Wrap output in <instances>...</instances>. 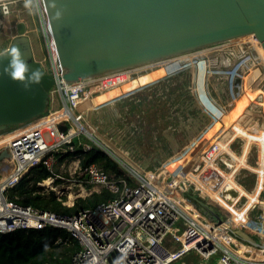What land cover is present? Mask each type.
I'll list each match as a JSON object with an SVG mask.
<instances>
[{"label": "built area", "instance_id": "2783aa9c", "mask_svg": "<svg viewBox=\"0 0 264 264\" xmlns=\"http://www.w3.org/2000/svg\"><path fill=\"white\" fill-rule=\"evenodd\" d=\"M33 3L41 23L47 51L45 60L41 63L43 65L45 62L46 65H43L45 71L57 78L53 94L58 95L62 106L59 110H52L36 120L0 133V151L7 149L12 166L11 171L0 179V233L28 232L32 229L66 230L81 244V249L73 256L71 264H174L193 251L202 256L201 264H208L211 259L214 264H264L263 258L251 260L239 255L236 241L240 244L241 242L233 237L228 231L230 225L226 224L232 223L230 221L232 213L218 203L221 200L207 199L225 215L223 225L228 230L223 228L229 234L228 242L218 234L222 226L203 219L176 195L178 191L186 193L192 190L196 196L204 199L205 187L206 190L218 193L224 191L223 200L230 202L224 195L231 197L228 191L219 189L222 182L219 183L220 175L217 171L219 168L228 173L229 168L235 165L229 164L230 155L228 156L221 148V143L230 142V149L240 154L247 142L245 137L235 136L230 127H215L219 119H215L200 96L191 94L196 106L191 128L196 134L186 140L183 144L186 146H179L181 149H176L168 159L175 165L183 163L182 174L177 173L176 169L159 170L167 159L159 167L146 169L141 161L136 160L138 155L135 150L136 140L129 135L131 130L123 134L118 127H112V124L107 123L99 124L95 120L99 112L109 110L119 98L129 97L150 84H156L161 79L181 73L184 67L194 68L199 56L193 58L192 62L185 63L179 70L127 91L120 95L121 97L118 96L119 98L94 105L93 100L96 96L122 88L140 75L153 73L161 69L164 63L157 65L152 62L96 78L66 82L51 26L49 25L50 29L48 27L44 0H33ZM3 9L8 10L7 3L3 5ZM224 45L203 49L202 51H210L202 58L207 61L209 67H215L210 65L211 60H216V66H220L224 61L226 68L223 70L227 72L237 63L238 76L235 75L230 82V76L223 75L222 81L219 82L213 81L215 78L211 79L212 74H208L205 78L207 81L205 94L223 114L228 113L247 89L246 76L257 69L261 73L258 87L262 93L237 117V123L247 129L253 126L260 129L261 126L264 127V121L260 117L264 113V54L257 43L250 41L236 45L227 44L226 47ZM194 78L190 79V85H195ZM227 82L229 86L226 88ZM110 102L112 104L107 109ZM61 111L65 115H55ZM117 117L122 120V116L117 114ZM61 126H65L66 129L61 130ZM213 130L217 131L216 134H211ZM237 138L241 141L236 142ZM257 145L255 144L252 149L258 147ZM95 146L120 164L122 174L119 180L113 179L111 174L96 163L84 168L80 166V159ZM186 148L188 151H184ZM252 149L250 148L247 153V162ZM67 153L77 154L80 159L78 163L73 162L76 164L74 168L71 169L70 165L68 170L61 171L60 159ZM38 166H44L49 173L48 178L37 183L38 187L43 193L54 192L59 200L65 194H69L72 201L68 206H73L76 199L88 191L92 194L108 189L117 194V197L75 215L56 214L30 205H21L11 199L8 191ZM254 168L252 170L258 172ZM186 173L198 177L196 187L192 188L190 183L188 186L189 178ZM172 174L175 176H171ZM250 174L252 173L249 171L247 176ZM257 174L253 190L249 191L240 183L252 194L259 185L260 173ZM169 177L171 179H168ZM236 201L237 208L244 207L239 206V201ZM64 203L66 204V201ZM256 211L258 214H254ZM261 220L264 222V181L257 200L252 202L248 210L247 222L238 223L237 226L252 227L258 234L256 236L264 242V225ZM216 259L219 263L215 261Z\"/></svg>", "mask_w": 264, "mask_h": 264}, {"label": "water", "instance_id": "95a60500", "mask_svg": "<svg viewBox=\"0 0 264 264\" xmlns=\"http://www.w3.org/2000/svg\"><path fill=\"white\" fill-rule=\"evenodd\" d=\"M44 4L66 82L171 59L251 33L264 48V0H44ZM56 85L57 78L35 57L27 25L20 21L16 37L0 53V133L45 115ZM260 117L264 121V113ZM142 157L147 169L164 162L167 154L153 165L150 157ZM11 169V156L3 149L0 179ZM237 192L233 187L228 190L231 198ZM176 195L203 219L228 230L225 215L213 203L191 192ZM228 231L262 255L264 242L255 234L243 227L230 226Z\"/></svg>", "mask_w": 264, "mask_h": 264}, {"label": "rangeland", "instance_id": "374dc122", "mask_svg": "<svg viewBox=\"0 0 264 264\" xmlns=\"http://www.w3.org/2000/svg\"><path fill=\"white\" fill-rule=\"evenodd\" d=\"M7 3V6H8V10L5 11L3 9V5ZM20 21H23L25 22V24L27 25V34L32 42V47H33V51H34V55L35 57L39 60V61H44L45 60V55H46V47H45V43H44V36H43V30H42V27H41V23H40V20H39V17H38V14H37V11L35 9V6H34V3H33V0H0V53L2 51H4L8 46L9 44L12 42V40L16 37L15 35H17V24L20 22ZM48 26H49V23H48ZM241 44V43H240ZM236 45V44H235ZM193 61V58H189L187 60H184L182 61V63L185 65V63H189V62H192ZM179 64L177 63L174 68H170V67H167V68H164L163 71L159 74H151V75H140L138 76L137 78L134 79V81H131L130 83L124 85L122 88H117L116 90L118 91H114V90H111L107 93H102L98 96L95 97V99L93 100V103L94 105H99L105 101H108L109 99H112L116 96H120L122 95L123 93L127 92V91H131L139 86H142V85H146L156 79H159L169 73H172L176 70H179L183 67V64ZM216 60H211L210 62V65H215V67H209L207 61H205V59H201L199 60V62H197L195 64V67L194 68H191V67H184V71L187 72L188 76L191 77V79L194 78V81H195V85H190V87L188 88V91L190 94H193V95H198L201 97L202 99V102L204 103V105L207 107V109L212 113V115L215 117L217 121V124L215 125V127L217 126L218 128H221V127H230L233 129V120L236 118L237 120V117L239 115H241V113L248 107V105L253 102V101H256V98L258 97V95L261 92V90L259 89L258 87V84H259V80L260 79L259 77H261V73L259 71L254 70V71H251L247 76H246V84H247V89L245 91V93L239 98L236 100V105L232 108L231 111H229L228 113H225L223 114L220 109L212 102L210 101L207 96H206V86H205V83L207 82L205 80V78L208 76V74H212L211 76V79L213 77V79L215 78V80L213 81H222L223 79V75H229L230 76V82H232V79L234 78V76H238L236 74V71H237V67L239 66V64L236 63V65H232L231 66V70L229 72L223 70V68H226L225 64H224V61L222 62V64L220 66H216ZM43 65L45 66L46 63L44 62ZM229 68V67H228ZM184 71H182L180 74H183ZM175 77L178 76L177 74L174 75ZM173 76V77H174ZM171 77V78H173ZM162 83V82H161ZM190 83H191V80H190ZM166 85L168 84H161L160 86H158L157 89H161L163 87H165ZM225 86L226 88L229 86V83H225ZM182 89V87L179 88V86L177 85V90L180 91ZM174 91V90H172ZM172 91L169 92L168 95H166L164 92H160V94L166 98L165 100H163L162 102L161 101H157L156 97L155 96V102L158 103L155 108L157 109H162V107L164 106V108L168 109V108H172L174 107L173 106V98L174 96L172 95ZM114 93V92H117L116 96L115 95H110V93ZM56 98L55 95L53 94V99ZM53 101V100H52ZM52 101H51V105L49 106V112L52 111V106L54 107V109H60V105H59V102H54L52 104ZM153 103V102H151ZM166 109V111H168ZM124 110V109H123ZM146 112H145V117L143 120L140 119L141 116H139V119L134 117L135 116V112L138 111L135 109L133 110H128L127 113L129 114V118H134L132 120V122H138L136 127H135V130L133 129V133L134 134H129L130 136L134 137L135 140H136V146H135V150L137 151V154L136 155V160L138 161H141V163L144 165L145 161H144V158L142 157V154L146 157H150L149 155L146 154V152L144 151V147H145V144H147V147L146 149L148 151H153L155 150L154 149V145H153V138L156 136H164V134H166L167 136H171V132L170 133H165V130L169 128L168 125L171 124V126H174V121H173V125L172 123L170 122H166V123H163V124H154L156 122H153L154 120V114L152 112V110L147 107L146 109H144ZM163 110V109H162ZM130 112V113H129ZM46 113V114H47ZM122 113V111L120 112ZM230 113V115H229ZM122 115V114H121ZM124 118H127V116L125 115H122ZM133 116V117H132ZM157 118V117H156ZM175 123H176V126H177V118L175 119ZM222 125V126H221ZM237 127L236 128H241L239 129L238 131H232L233 134L235 136H243L247 139V137L245 136V134L248 135L249 138H254L255 136V132L258 130V131H261L263 129V133H264V127L261 126L260 129H257L255 128L254 126L251 128L249 127V129H247V127H242L241 125H236ZM235 128V129H236ZM171 129V127H170ZM234 130V129H233ZM159 131V132H158ZM220 131V130H218ZM217 131H211V134L215 133L216 134ZM173 133H176L173 132ZM261 133V136L257 141V140H248L247 139V142L246 144L249 145V147L247 146L246 147V144L244 145V147L242 148V152L240 154H236L234 151H232L230 149V145L229 143L230 142H224L226 144V152L228 153V156L230 155V161H229V164L232 166V165H235L237 163L238 160H240V157L243 155V153L247 156V153L249 152V149L253 146H255V144H258L257 146L258 147H254L252 150H251V155L248 156V160L249 162H247V166L248 168L245 167V169H243L244 166H241L238 168L237 170V167H232L231 169L229 168L228 170V173H226L225 171L221 170V169H218V173H219V177H220V180L222 181L221 185H225L227 184V181H230L231 182V179L233 176H235L236 178V181H233L232 180V183L234 185L233 188H237L239 185H241L240 183L241 182V179L243 178V176H247V174H249V171L252 173V174H256V178H258V172H255L252 170V168H254L253 166L258 164L259 162V157H261L262 155H264V134ZM196 133H192L190 131L187 132V135L189 136H194ZM173 136L175 134H172ZM240 140V139H236V142ZM228 141V140H227ZM241 141V140H240ZM183 146H186V145H183ZM236 146V145H235ZM170 147V146H169ZM236 148V147H235ZM234 148V149H235ZM180 150L181 148L178 147V148H175L174 147V150H171V148L169 149H166L163 150V152H165V154H167V160L168 158L170 157L169 156V152H174L175 150ZM140 150L142 151V153H140ZM184 151H188V149H184ZM171 153V154H172ZM259 153H260V156H259ZM126 155V154H125ZM169 156V157H168ZM190 156V154H189ZM79 158V155L77 154H65L64 157H62V160L60 162V169L61 171H64V170H68L69 169V166L71 165H74L73 162H79L78 161ZM81 160V159H80ZM159 159H157V162H158ZM247 160V159H246ZM264 162V160H262ZM163 163V162H162ZM161 163V164H162ZM165 163V162H164ZM249 163L253 164L252 166L249 165ZM161 164H158L157 167H159ZM214 164V163H213ZM212 164V165H213ZM164 165V164H163ZM181 166H183V163H180ZM259 165V164H258ZM258 165L254 168V169H258ZM214 166V165H213ZM263 168H264V165H263ZM237 172H236V170ZM263 171V169H262ZM264 173V171H263ZM112 178L113 179H117L119 180L120 179V176H117L116 174L112 173L111 174ZM171 176H175V175H171ZM168 179H171V177H169ZM263 181H264V178H263ZM263 181L261 183H259L255 193H251V192H248L247 190H245L244 188H241V189H236L238 192V196L237 198H231L229 195H226L225 194V198L229 201L232 199V201L230 202V204H233V206L236 207V204H235V201H239V206H243L244 205V212H247L250 208V196L252 197H255L257 198L259 196V192L260 190L263 189ZM228 182V183H230ZM222 185V186H223ZM261 185V187H260ZM227 187H225V191ZM255 187H252L251 190H253ZM221 190H223V188H221ZM249 190V191H251ZM95 190H93L94 192ZM192 194L196 195V193L192 190H189ZM90 191L87 192H84L81 194V196L79 197H88L91 193H89ZM224 192V191H223ZM253 192V191H252ZM244 193V195L246 194V196L244 197V195H242ZM252 194V195H251ZM257 194V195H256ZM63 197H66L67 200H66V204L69 205V203H71V199L72 197L69 195V194H65ZM236 201V202H237ZM249 206V207H248ZM237 208V207H236ZM238 211L241 209L237 208ZM239 213H242V211H239ZM258 214V212H254V214ZM245 214V213H244ZM242 216V215H241ZM227 222V221H226ZM261 223L264 225V222L263 220H261ZM226 224H229L232 228H237V227H240V226H237V225H234L233 223H230V222H227ZM261 224V225H262ZM237 226V227H236ZM245 228L253 231V228L247 225H243ZM220 232V235L222 236V238L228 242V239L226 237V235L221 232ZM254 232V231H253ZM255 235L257 234V232H254ZM258 235V234H257ZM234 237V236H233ZM235 238V237H234ZM236 239V238H235ZM239 245V242L236 241ZM237 252L239 253V255L241 257H245L246 259H251L253 257H249V255H246V254H243V251H240V249H237ZM202 263V256L198 253H196L195 251L189 253L188 255H186L184 258H182L181 260L175 262L174 264H201ZM208 264H214L213 263V259H211V261L208 263Z\"/></svg>", "mask_w": 264, "mask_h": 264}, {"label": "trees", "instance_id": "16d2710c", "mask_svg": "<svg viewBox=\"0 0 264 264\" xmlns=\"http://www.w3.org/2000/svg\"><path fill=\"white\" fill-rule=\"evenodd\" d=\"M81 152V149L79 150ZM62 160V159H60ZM98 164L105 172L121 176L122 168L97 146L84 154L80 166ZM44 166L32 169L15 187L8 191V196L21 205H30L61 215H75L84 209L96 207L117 197L108 189L94 192L88 197H79L73 206H68L56 195L43 193L37 183L48 178ZM246 189L251 190L256 182V175L250 174L241 179ZM81 249L79 240L68 231L61 229L29 230L28 232L0 233V264H71L73 256ZM254 252V250H253ZM256 260L254 255H249Z\"/></svg>", "mask_w": 264, "mask_h": 264}, {"label": "crops", "instance_id": "0c3cea01", "mask_svg": "<svg viewBox=\"0 0 264 264\" xmlns=\"http://www.w3.org/2000/svg\"><path fill=\"white\" fill-rule=\"evenodd\" d=\"M177 75L178 76L176 77L170 76L161 79L156 84H150L147 87L137 91L135 94L129 97H123V98H119L121 96L114 97L115 99L119 98L118 102L115 105L111 106L109 110L101 113L99 112L97 117L95 118V120L99 124L107 123L109 125L112 124V127L114 126L118 127V130L120 132L122 131L123 134H127L128 130L129 131L131 130L129 134H132V129L135 130L137 123H139L138 121L135 124V122H132L134 118H129L128 116L129 114L127 113L129 109L133 110L136 108V110L138 111L135 112L134 117L139 119V116H141L140 119L143 120L146 112L144 109L149 107L154 114L153 122H156L154 123L156 125L163 124L166 122H170L173 125V121H174V126H171L170 124L168 125L169 128L165 130V133L171 132L172 134H175L174 136L172 134L171 136L170 135L167 136L166 134H164V136H158V137L155 136L153 138V145L155 150L153 151H148L146 149L147 144H145L144 151L146 152L147 155L150 156V162L152 163L151 165L155 164L154 161L156 160V158L158 157L161 158L164 156L165 152H163V150L166 151V149L172 147L178 148L183 143V141L191 137L187 135V132L190 131L193 133V130L191 128L193 122L192 117L196 115V106L192 100L191 94L188 91L191 77L188 76L187 72H184L183 74L178 73ZM161 84H168V85H166L161 89H157L158 86H160ZM177 85L179 86V88L182 87L180 91L177 90ZM159 91L164 92L166 95H168L169 92L172 91V95L174 96L173 98L174 107L168 109L166 108L168 111H166L164 106L162 107L163 110L155 108V106L158 104L155 102L156 101L154 98L155 96H157L156 97L157 101L162 102L163 100L166 99L164 95L162 96L160 94ZM55 97L56 98L52 99L53 100L52 104L54 102H59L61 108L62 104L58 95L56 94ZM112 99H109L108 101ZM52 110H59V109H54V107L52 106ZM121 111L122 113H120ZM117 114L120 116L125 115L128 117V119L122 116V120H120L117 117ZM176 118H177V126L175 123ZM108 120L110 121L108 122ZM175 131L176 133H173ZM75 165L71 166V169L74 168ZM242 246L244 247L245 245H242V243L236 245L237 249H240V247ZM243 254L250 255L249 252H244Z\"/></svg>", "mask_w": 264, "mask_h": 264}, {"label": "bare ground", "instance_id": "6f19581e", "mask_svg": "<svg viewBox=\"0 0 264 264\" xmlns=\"http://www.w3.org/2000/svg\"><path fill=\"white\" fill-rule=\"evenodd\" d=\"M48 22H49V20H48ZM50 25V24H49ZM49 27V29H50V26H48ZM52 31V30H51ZM247 41H250V42H253V43H257V45L259 46V48H260V50L263 52V54H264V48L262 47L263 45H262V43L261 42H259V40L257 39V37H256V35L254 34V33H251V34H247V35H243L242 37H238V38H236V39H233V40H230V41H228V42H225V43H223V44H225L224 46L226 47L227 46V44L228 45H235V44H238V43H246ZM216 48H220V47H216ZM203 49H201L200 50V52L199 51H195L196 53H191L190 52V54L189 53H186V54H182V55H179V56H177V57H174L173 59H168V60H165V61H157V62H153L154 64H157V65H159V64H163V67L161 68V69H159V70H156L155 72H153V73H150V74H145L146 76L147 75H151V74H157V73H161L162 71H163V69L164 68H167V67H170V68H174V66L177 64V63H179V64H181L182 63V61H184V60H187V59H189V58H196V57H198L197 58V61L199 62V60H201V59H203L202 57H205V55H206V53L207 52H209L210 50H204V51H202ZM183 64V63H182ZM161 66V65H160ZM183 66H184V64H183ZM116 89H114V91H115ZM55 115H58V116H63V115H65V113L63 112V111H61V112H57V113H55ZM229 115H230V113H229ZM236 125H239V123H237V120H236V118L233 120V131H238L239 129H241V128H236L237 126ZM236 128V129H235ZM239 132V131H238ZM240 133V132H239ZM261 133H263V129L261 130V131H256L255 132V137L254 138H249L248 137V135L247 134H245V136L247 137V139L250 141V140H257V141H259L258 139L260 138V137H262L261 136ZM264 134V133H263ZM258 138V139H257ZM246 144V143H245ZM221 148H223L225 151H227L226 150V144L224 143V142H222L221 143ZM249 147V145H247L246 144V147ZM247 156L243 153V155L240 157V160H238L237 161V163L235 164V166L237 167V170H238V168L239 167H241V166H245V167H248L247 166ZM262 160H264V155H262L261 157H260V159H259V165H258V169L256 170V169H254V170H256V171H258L259 173H260V179H259V183H261L262 181H263V178H264V173H263V171H264V168H263V165H264V162L262 161ZM213 164V163H212ZM214 166H215V164H213ZM169 168H173V169H169ZM182 166L180 165V163H177V165H175V164H173V163H171V162H169V160H166L165 161V163H164V165H162V167L159 169V170H161L162 169V171H164V170H167V171H175V169L177 170V173L179 172L180 174H182ZM217 168V167H216ZM219 169V168H218ZM262 169H263V171H262ZM236 170V169H235ZM237 170H236V172H237ZM190 173V172H189ZM189 173H186L187 175H188V186H189V183L191 184V187L192 188H194V187H196V183H197V179H198V177L196 176V175H193V174H189ZM231 179V182L230 181H227V184H225V185H220V190H221V188H225V187H227L226 188V190L228 191L229 189H230V187H234V185H233V183H232V180L233 181H236V178H235V176H233L232 178H230ZM228 182H230V183H228ZM260 187H261V185H260ZM204 188V192H203V194H204V196H206V198H204V199H208V198H210L211 200H214V201H217V200H221L220 202H218L220 205H222V206H224V207H226L225 208V210L226 211H228L229 213L231 212L232 213V217H231V222L234 224V225H237L238 223H245V222H247V214H248V211L247 212H244L243 210H244V207L243 208H241L239 211H242V213H239V211H238V209L235 207V206H233V204H230V202H226L225 200H223V198H222V196H223V191H221L220 193H218V192H216V191H210V190H206L207 188H205V187H203ZM241 188H243L241 185H239L236 189H241ZM225 195V194H224ZM239 195V194H238ZM257 195V194H256ZM209 200V199H208ZM257 200V198H255V197H252V196H250V200H249V202H250V207L252 206V202L253 201H256ZM228 201V200H227ZM248 206V207H249ZM249 207V208H250ZM245 213V214H244ZM242 215V216H241ZM250 228V227H249ZM221 230V232H223L225 235H226V237H227V239L229 240V238H228V236H229V234L227 233V232H225V230H224V228L223 227H221L220 228ZM251 229V228H250ZM218 234H219V236L222 238V236L220 235V232L218 231ZM242 245H244V244H242ZM240 251H243V253L244 252H249L250 253V255H254L257 259H262V258H264V251H263V253H262V255H259V253H258V250H256V249H254V248H251V247H248V246H242V247H240ZM253 250H254V252H253ZM247 255V254H246ZM245 258V257H244Z\"/></svg>", "mask_w": 264, "mask_h": 264}, {"label": "flooded vegetation", "instance_id": "af4514ba", "mask_svg": "<svg viewBox=\"0 0 264 264\" xmlns=\"http://www.w3.org/2000/svg\"><path fill=\"white\" fill-rule=\"evenodd\" d=\"M117 91V90H116ZM118 92V91H117ZM117 92H114V93H110V95H115L116 96V94H117ZM117 97V96H116Z\"/></svg>", "mask_w": 264, "mask_h": 264}]
</instances>
